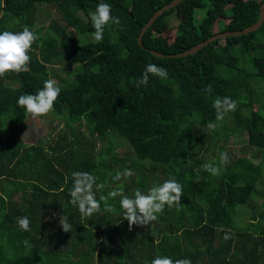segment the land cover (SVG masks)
Segmentation results:
<instances>
[{
  "label": "trees",
  "instance_id": "16d2710c",
  "mask_svg": "<svg viewBox=\"0 0 264 264\" xmlns=\"http://www.w3.org/2000/svg\"><path fill=\"white\" fill-rule=\"evenodd\" d=\"M172 1L103 0L120 24L106 26L97 43L89 14L101 0H0V32L28 26L39 36L29 70L0 77V264H151L157 255L192 264H264V203L254 201L264 183V23L254 33L214 41L194 55L160 59L137 38L152 15ZM262 1L184 0L148 28L143 45L177 55L217 34L216 22L223 23L219 33L253 25ZM41 6L51 7L47 17L57 15L46 27L38 23ZM198 10L206 11L195 24ZM172 13L178 24L169 30ZM150 63L165 68L167 79L150 74L148 84L137 87ZM47 79L57 80L61 93L46 116H52V127L54 119L61 120L63 133L54 141L49 134L48 140L24 143L20 134L32 117L17 100L36 94ZM209 84L211 94L205 91ZM216 97L237 102L222 121L216 120ZM82 127L91 138L79 134ZM230 135H246L248 146L260 152L222 164L219 154ZM118 138L130 146V156L114 155L113 144L96 151L95 141ZM205 163L218 166L219 175L205 171ZM126 169L134 173L127 177L133 184L129 196L175 178L183 185L182 205H166L156 221L129 230L119 196L109 199L114 212L101 203L91 217L70 202L73 171L97 178L103 185L93 188L99 199L119 188L127 178L113 177ZM245 208L254 215L240 226L234 218ZM62 215L72 225L69 232L59 225ZM23 216L30 219V231L17 224Z\"/></svg>",
  "mask_w": 264,
  "mask_h": 264
},
{
  "label": "clouds",
  "instance_id": "9594fccd",
  "mask_svg": "<svg viewBox=\"0 0 264 264\" xmlns=\"http://www.w3.org/2000/svg\"><path fill=\"white\" fill-rule=\"evenodd\" d=\"M112 7L110 4L101 0L98 3L95 11L90 12V21L94 29L92 36L97 43L103 40L104 30L106 26L111 24H120L118 17L112 16ZM39 39V36L32 31L28 26H24L19 32L3 31L0 32V77L6 73L27 72L28 65L31 62L29 55L33 44ZM150 74L163 79H167V70L156 64H148L145 67L141 77L137 80L136 86H146L149 81ZM205 91L208 94L212 92L211 84L207 85ZM61 93V88L53 79H47L43 83L42 89H39L36 94H24L19 96L17 104L22 107L26 114L37 119L47 115L54 109V102L58 99ZM237 107V102L230 97H216L213 101V108L216 112V120L222 121L226 114L234 111ZM207 127L214 130L216 124L209 122ZM219 160L222 164L229 163L228 153L221 152ZM205 171L212 175H219L220 168L212 163H205L203 166ZM131 169H126L123 172H117L113 179L120 181L122 178L131 177L133 175ZM73 186L70 190L71 203L78 206L80 213L83 216L91 217L95 213L101 211V203L103 210L106 212H114L115 207L109 204L110 198L120 197V208L124 213V220L128 221L129 230L132 226L144 227L156 221L158 214L164 211L165 206L173 207L180 206L181 197L183 196V185L175 178H169L163 183L154 184L146 193L140 189H136L129 196L120 188L109 191L107 195H100L97 199L96 193L93 190L94 185L98 189H102L103 185H97V178L88 173L73 171L72 172ZM30 219L27 216L18 217L17 224L20 229L30 231ZM59 225L64 232H69L72 225L66 215L59 217ZM228 237L226 236L225 239ZM26 247H31L29 242L24 241ZM151 264H192L190 259L173 260L169 256L157 255Z\"/></svg>",
  "mask_w": 264,
  "mask_h": 264
},
{
  "label": "rangeland",
  "instance_id": "374dc122",
  "mask_svg": "<svg viewBox=\"0 0 264 264\" xmlns=\"http://www.w3.org/2000/svg\"><path fill=\"white\" fill-rule=\"evenodd\" d=\"M40 8H41V11L44 12V15H41V14L39 15L38 23L41 26L46 27L47 25H49V22L50 20H52V18H57V15L53 12V14L50 17H47V15H49L48 10L51 7L49 6L47 8H43L41 6ZM205 11L206 10L196 11L195 17H194L195 24H198L200 20L204 17ZM227 13H229V11H227ZM167 22H168V26L170 30V28H174L177 26L178 19L176 18V16H174V13H172L167 18ZM222 28H223V23L216 22L215 25L212 27V30L215 33H219L222 30ZM258 37H260V33H258L255 36V38H258ZM168 38L171 39V37H168ZM261 46L263 45L261 44L260 47ZM247 68L251 71L253 70L250 65H248ZM55 81L58 82L57 80ZM256 93L259 95L263 94L261 90L259 89L256 90ZM260 97H261V101L264 102V94L260 95ZM62 107H63L62 108L63 111L68 110V105L63 104ZM255 107L259 108V105L256 104ZM49 115L48 116L45 115L44 117H42V120L38 122L40 124H36L37 121L35 122L33 118L28 120V126H29L28 130L20 134L21 139L24 143H28V144L36 143L39 139H46L47 136H49V134L51 135V138H53L52 141H54L58 135L63 133L62 131V128H64L63 122L59 120L58 118L54 119L53 127H55L56 125H59V126H57V128L54 129V131L52 130L53 127L51 126V123L49 121V118L52 119V116H49ZM228 126L232 128V125L230 123L228 124ZM79 134L86 137V139H89L92 137L90 136V133L88 132V130L85 129V127H82L81 129H79ZM48 144H51V143L48 141L47 145ZM110 144H113L114 155L116 154L118 157H123L124 155H127V154L129 156L131 155L130 146L122 138H118L116 140L111 139V140H107L104 142L95 141L94 143L95 149L97 152L101 149H106L107 146ZM226 152L228 153V156L231 159L237 158L241 155L246 156L247 158H251L253 153H259L260 150L253 149L248 146L246 135H230L226 143ZM104 158H106V156ZM253 161L255 163L258 162V160H253ZM216 181L223 183V179L221 177H216ZM132 187H133V184L130 178H127L125 181L119 184L120 190H122L127 195L132 190ZM257 194L258 195L254 199L255 203L263 204L264 203V183L262 185L260 184L259 186H257ZM253 215H254L253 211L250 208H245L236 213L234 221L236 224L243 226L248 220L252 219ZM50 218L51 217H48L47 219L50 220Z\"/></svg>",
  "mask_w": 264,
  "mask_h": 264
},
{
  "label": "water",
  "instance_id": "95a60500",
  "mask_svg": "<svg viewBox=\"0 0 264 264\" xmlns=\"http://www.w3.org/2000/svg\"><path fill=\"white\" fill-rule=\"evenodd\" d=\"M184 0H173L172 2H170L169 4L163 6L162 8H160L158 11H156L152 17L147 21V23L142 27L138 38H137V42L138 45L147 50L151 55L160 58V59H164V58H183V57H188L191 55H194L196 53H198L199 51H201L204 47L208 46L209 44H211L214 41L217 40H221L224 38H230V37H240V36H246L248 34L254 33L256 31H258L261 26L264 23V0L262 1L261 5H260V10H259V18L258 20L251 26L243 29V30H239V31H227V32H221V33H217L212 35L211 37H209L208 39H206L205 41L200 42L199 44H197L196 46L182 52L179 53L177 55H165L163 53L157 52L155 50H151V49H147L144 47L143 45V36L146 33V31L148 30V28L160 17L162 16L165 12L177 7L180 3H182Z\"/></svg>",
  "mask_w": 264,
  "mask_h": 264
}]
</instances>
